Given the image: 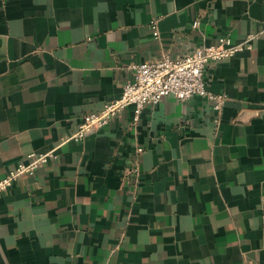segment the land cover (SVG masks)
Returning <instances> with one entry per match:
<instances>
[{"label":"crops","instance_id":"1","mask_svg":"<svg viewBox=\"0 0 264 264\" xmlns=\"http://www.w3.org/2000/svg\"><path fill=\"white\" fill-rule=\"evenodd\" d=\"M248 33L206 68L219 109L167 95L73 138L131 64ZM30 151L56 158L0 194V264H264V0H0V178Z\"/></svg>","mask_w":264,"mask_h":264},{"label":"built area","instance_id":"2","mask_svg":"<svg viewBox=\"0 0 264 264\" xmlns=\"http://www.w3.org/2000/svg\"><path fill=\"white\" fill-rule=\"evenodd\" d=\"M198 20L192 26L195 28ZM154 34L157 30L152 21ZM254 33L246 34L242 39L234 41L229 34L217 36L216 40L203 47L178 56H164L158 60L133 63L129 67L130 77L125 81L121 94L105 101L99 110L88 112L82 116L73 138L81 140L87 133L107 125L122 110L131 106L134 109V120L146 105L159 102L164 96L172 95L178 100H186L193 96L206 97L219 109L226 94L212 93L208 90L205 71L210 63L233 57L237 53L252 48ZM51 151H30L25 160L10 168L0 178V194L23 174H32L41 165L55 159Z\"/></svg>","mask_w":264,"mask_h":264}]
</instances>
